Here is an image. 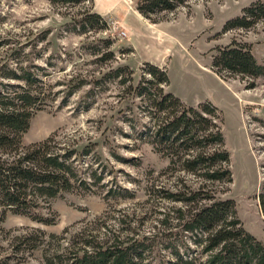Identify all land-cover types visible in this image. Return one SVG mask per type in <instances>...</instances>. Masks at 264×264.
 <instances>
[{"label":"rangeland","instance_id":"374dc122","mask_svg":"<svg viewBox=\"0 0 264 264\" xmlns=\"http://www.w3.org/2000/svg\"><path fill=\"white\" fill-rule=\"evenodd\" d=\"M134 1L124 0L132 5ZM254 1L189 0L161 15L156 26H148L128 10L123 20L131 33L120 38L121 28L109 18H104L106 29L85 33L78 31L77 22L92 11L107 17L123 15L127 6L120 0H95V6L0 0V64L34 63L44 85L42 108L32 116L23 144L52 136L60 146L77 151L74 162L79 177L94 181L91 190L78 188L53 201L52 209L59 215L54 225L7 213L0 224V264L41 263L40 251L30 252L15 240L34 228L58 234L80 221L93 223L103 216L116 225L118 218L129 220L134 214L142 221L140 232L161 230L158 211H168L176 204L161 198L156 190L172 183L175 176L166 170L169 159L151 143L148 129L153 119L134 92L145 62L167 70L169 86L164 89L185 104L209 102L221 109L232 171V182L224 186L221 196L235 201L243 226L264 242L260 203L264 194V76L242 78L217 73L211 67L216 47L233 39L249 44L264 64V18L248 29L222 30L228 19ZM120 5L121 14L116 12ZM122 66L128 70L116 78L114 72ZM85 148L90 153L81 156ZM108 188L126 189L133 196L111 198L106 194ZM159 258L163 264L178 262L164 251L159 256L155 252L147 255L155 262Z\"/></svg>","mask_w":264,"mask_h":264},{"label":"trees","instance_id":"16d2710c","mask_svg":"<svg viewBox=\"0 0 264 264\" xmlns=\"http://www.w3.org/2000/svg\"><path fill=\"white\" fill-rule=\"evenodd\" d=\"M49 1L94 6V0ZM187 1L135 0L133 6L143 18L157 24L161 15ZM262 18L264 2L256 0L228 19L222 30L248 29ZM77 22L80 33L107 28L106 20L96 11L85 13ZM101 43L109 45L105 39ZM10 65L0 64V224L7 213H12L54 225L59 215L52 209L53 201L78 188L91 190L94 181L79 177L74 162L77 151L60 146L52 136L23 144L32 116L42 108L44 85L34 63ZM211 67L217 73L242 78L264 76V64L255 58L250 45L235 39L216 47ZM125 69L127 66L117 68L114 76L120 77L119 72ZM143 72L134 92L153 119L148 129L151 143L169 159L166 170L175 176L172 183L156 190L161 198L176 204L168 211H158L161 230L140 232L142 221L134 214L129 220L118 218L116 225L100 216L93 223L71 224L58 234L34 228L15 240L30 252L40 251V264H163L160 258L156 262L147 259L150 252L159 256L162 251L172 255L177 264H264V242L243 226L235 201L221 196L227 188L224 186L232 182L221 109L209 102L187 105L165 90L169 77L163 67L145 62ZM83 150L81 156L90 153L88 148ZM119 190L108 188L106 194L123 199L133 196L126 189ZM260 203L264 212V194Z\"/></svg>","mask_w":264,"mask_h":264},{"label":"crops","instance_id":"0c3cea01","mask_svg":"<svg viewBox=\"0 0 264 264\" xmlns=\"http://www.w3.org/2000/svg\"><path fill=\"white\" fill-rule=\"evenodd\" d=\"M121 2H123L126 6H127V8L125 9V12H124V14L123 15H116V16H112V17H107L106 15H102L104 18H109L108 20H111L112 22H114L115 21V23H116V25H118V28H121V31L122 30H124L125 31V35H122V36H120V38H124V37H128L129 35H130V33H131V31H130V29H129V27L128 26H126V24H125V22H124V20H123V16L125 15V13L128 11V10H130V11H132L134 14H135V16L136 17H138L140 20H142L143 22H145V23H147V25L148 26H156L157 24H152V23H150L148 20H146L145 18H143L135 9H134V6L132 5V4H128V3H125L124 2V0H120ZM94 2H95V0H94ZM95 4V3H94ZM95 6V5H94ZM118 9H117V11L116 12H118L119 11V13L121 14V11H124V9H123V6H118L117 7ZM96 9V8H95ZM118 17H120V18H118ZM118 40H120V39H118ZM128 46H129V44H128Z\"/></svg>","mask_w":264,"mask_h":264},{"label":"built area","instance_id":"2783aa9c","mask_svg":"<svg viewBox=\"0 0 264 264\" xmlns=\"http://www.w3.org/2000/svg\"><path fill=\"white\" fill-rule=\"evenodd\" d=\"M120 34H121V35H125V31L122 30V31L120 32Z\"/></svg>","mask_w":264,"mask_h":264}]
</instances>
